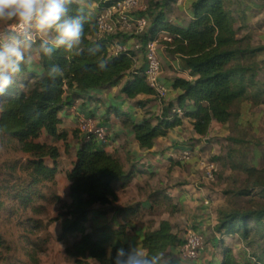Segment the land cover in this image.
Returning a JSON list of instances; mask_svg holds the SVG:
<instances>
[{
    "label": "trees",
    "instance_id": "trees-1",
    "mask_svg": "<svg viewBox=\"0 0 264 264\" xmlns=\"http://www.w3.org/2000/svg\"><path fill=\"white\" fill-rule=\"evenodd\" d=\"M116 1L74 0L70 5L71 14H79L81 10L86 14L80 54L73 55L61 48L45 56L38 50L42 38L33 37L25 56L33 55L34 62L22 65L21 75L0 95V145L15 146L25 154L24 158L0 162V220L14 218L25 230L23 237L27 238L29 232L45 226L44 218L52 217L60 224L57 237L60 240L81 231L77 241L64 246L65 254L82 264H112L117 248L134 249L119 238L130 230L129 224L140 211L134 201L113 205L116 190L153 172L149 165L135 162L128 167L115 152H109L112 133L109 142L102 143L94 137H82L75 129L73 136L78 140V147L71 166L65 170L70 203L59 210L62 198L57 191V173L61 171L62 152L58 143H67V133L61 127L62 113L79 100V110L100 124L110 126L107 121L113 114L124 127L132 130L134 140L146 151L153 149L156 139L183 126L185 119H190L191 133L195 137L206 135L212 121L223 122L228 128L227 154L221 153L226 157L224 166L232 174L242 173L243 180L242 183L231 181V187L223 191L225 197L215 208L214 227L225 237L237 235L245 246L246 257L241 259L224 238L213 239L221 245L218 264H248L250 261L264 264V164L254 165L240 152L241 148L252 144L256 109L264 104V81L258 76L264 64V58L259 59L264 45L252 44V35L240 32L247 27L249 9L242 0H191L190 18L183 26L170 19L178 0H141L143 7L128 12L134 21L147 16L143 33H138L135 27L131 31L118 28L102 31L100 15L110 10L114 20L119 18L120 11L112 9ZM3 25L0 31L4 32L7 24ZM161 34L172 38L162 41L163 50L169 48L178 53L194 77L191 80L175 77L170 88H179L177 96L167 100L158 112L148 106L154 99L149 94L155 93L142 72L148 41ZM97 43L100 51L90 54ZM116 44L123 49L114 53L111 46ZM159 54L161 57V50ZM101 59L107 61L105 70L97 68ZM52 65L62 67V78L49 79L47 70ZM109 89H116L123 98L144 108L125 109L111 101L105 105L101 119L94 117L93 110L102 106V101L92 90ZM140 95L145 96L137 99ZM177 106L182 107L181 114L172 113ZM44 132L46 137L38 140ZM174 162L182 164L180 160ZM161 195L169 196L161 189L151 192V204H161ZM97 204L122 216L123 221L87 231L89 215ZM149 211L152 213L153 209L150 207ZM154 224L153 219L147 220L139 235L140 246L149 258H156V264H168L167 253L171 247L181 245L183 231L169 218H161L156 226ZM4 243L0 233V249L5 247ZM33 252L26 250L28 255ZM0 264H6L1 252Z\"/></svg>",
    "mask_w": 264,
    "mask_h": 264
},
{
    "label": "rangeland",
    "instance_id": "rangeland-1",
    "mask_svg": "<svg viewBox=\"0 0 264 264\" xmlns=\"http://www.w3.org/2000/svg\"><path fill=\"white\" fill-rule=\"evenodd\" d=\"M242 1L244 6L249 10H247V27L243 28L240 32H249L252 35V44L264 45V0ZM190 3L191 0H182L178 6L172 8V11L174 13L176 11V14L179 11H188ZM3 26V24H0V28ZM30 35L32 38H42L41 34L36 33L35 30H32ZM116 49L119 48L116 47ZM261 58H264V51L259 55V59ZM258 76L264 81V64L260 68ZM92 92H95L102 101V106H96L93 110V115L95 114L94 117L96 118L101 119L103 111L105 110V105L112 102L125 109L139 111L144 108L142 104H135L134 101H129L125 97L123 98L117 93L116 89H109L106 91L92 90ZM143 98L142 95L137 97V99ZM167 100L169 99H163V104ZM151 107L155 109L154 103ZM255 117L256 129L253 132L254 140L251 145L241 148L240 152L249 162L260 167L264 164V104L256 109ZM108 127L110 129V134L112 133V139L134 143V139L130 132L126 130V127H124L119 120L112 119L111 125ZM69 129H73V125H70ZM224 132L226 133L220 132V129L217 128V133L214 136L211 135L206 137L207 134L205 136L206 138H204L202 135V144H199V137H195V135L191 133L190 124H186L181 128H177L175 136H166L165 139L161 137L158 138L153 150L148 151V153H141L137 157V161L140 164L145 166L150 165V169L153 173L147 174L146 177L139 176L133 181L136 183H134L130 191H119V195L123 198L126 196L132 197L133 203L138 204V209L140 210L137 215L138 222H140L141 219H153L155 222L154 226H156L159 219L169 218L178 225L181 231H183L182 236L185 235L188 227L195 225L200 226V228L204 230L205 245H208V242L213 240L210 236V230L214 227L215 208L225 197L223 191L231 187V181L235 180L238 183H242L243 180L242 173L232 174L230 169L224 166L226 157L221 155V153L225 152V154H227L228 150L225 140V136L228 133L226 124H224ZM45 134V132L41 133L37 139L43 140L46 137ZM129 135L130 138L127 139ZM176 138L179 139L180 142H176ZM182 143H184L193 154L191 159L187 161L180 160L182 164H178L174 162L177 161V159L167 157L166 154L171 150H173V152H181ZM60 144L61 146L64 145V143ZM74 144L73 142L72 145ZM130 148L133 150V154L139 153L136 146H131ZM62 152L64 153V150ZM24 157L25 154L19 149L17 150V147L12 145H0V162ZM213 157H216L215 159L217 161L219 160L220 166L214 178L211 180L213 184H208L204 181L201 162L203 161V163H206ZM65 162L68 164L69 159H65ZM59 183L61 184V180ZM155 189H161L173 195L171 197L168 196V198H164L161 195L162 203L159 205H152L149 194ZM204 194L209 196L210 200H212V205L209 208L200 202L199 196ZM59 207H61V204ZM150 207L153 209L152 213L149 211ZM53 209L54 206L51 207V213ZM53 220L52 217L44 218L45 226H43L42 229L40 228L29 232L28 239L23 237L22 234L25 230L15 223L14 218H11L10 221L0 220V233L3 234L5 239V247L0 249L4 262L6 264H82V262H76L65 254L64 246L68 242L65 238L63 240L57 238L60 233V226L58 221ZM89 224L91 226L94 225L93 217H91ZM130 236L132 238L135 236V230H130ZM120 238H122V236ZM29 249L34 250L36 259H33L32 253L30 255L26 253V250ZM170 250L175 258L179 257L178 247L173 246ZM198 259L192 261L181 259V262L175 261L174 264H196Z\"/></svg>",
    "mask_w": 264,
    "mask_h": 264
},
{
    "label": "clouds",
    "instance_id": "clouds-1",
    "mask_svg": "<svg viewBox=\"0 0 264 264\" xmlns=\"http://www.w3.org/2000/svg\"><path fill=\"white\" fill-rule=\"evenodd\" d=\"M74 0H0V24L8 28L0 33V95L14 84L15 78L22 73V65L32 64L33 57L25 56L31 48L32 30L41 34L38 50L51 56L54 50L63 49L79 55L84 37L85 12L71 14L70 5ZM97 43L90 54L100 51ZM97 68L105 70L107 61H98ZM64 70L52 65L47 70L49 79L62 78ZM112 264H156V258H149L142 249L125 250L119 247L112 257Z\"/></svg>",
    "mask_w": 264,
    "mask_h": 264
},
{
    "label": "crops",
    "instance_id": "crops-1",
    "mask_svg": "<svg viewBox=\"0 0 264 264\" xmlns=\"http://www.w3.org/2000/svg\"><path fill=\"white\" fill-rule=\"evenodd\" d=\"M181 2H182V0H178L176 2L175 6H178ZM190 14H191V8L190 7H189L188 11H179V12H177V14H176V11H175V13L172 11L170 14V19L175 24H180V25L185 26L187 24L189 18H190ZM127 43H129V42L127 41ZM161 60H162V75L164 77L165 82H167L168 87H169L168 95L166 98L173 99L177 96V91H179V88L176 89L177 91L175 89L170 88V84H171L172 80L175 77L191 80L194 77V75L191 72V70L186 67L184 60L181 58V56H178V55L177 56H168L165 53V51L162 49L161 50ZM149 96L151 98H154L152 100V102L148 105L149 108H152L151 106L154 103L155 109L159 112L161 110V108L163 107V100L159 101L158 99H156L154 94L153 95L149 94ZM112 100H113V98H112ZM86 112L90 114V112L88 110ZM114 117L115 116H113V115L110 116L109 120L107 121V123H109V125H111L112 119L116 120V118H114ZM186 124H188V125L190 124V119H185L183 126H185ZM70 125H73V129H69ZM183 126H181V127H183ZM61 127L67 133V136H66L67 144H64L63 146H61L60 143H63V142L60 141L58 143V145L60 146L61 152L64 150V153L62 152V154L60 156L61 171L57 173V191L62 198V203H61V207H59V210L65 209V207L70 203V199L67 195L68 181L66 180V177H65V170L71 166L72 161H73L74 156H75L76 149L78 147V140L76 138H74V136H73V130L76 129L75 117L72 114H70L68 111H65L62 113ZM181 127H178V128H181ZM217 128L220 129V132H222L224 134L226 133V132H224V123L223 122H213L212 121L210 130L207 133L208 135L207 134H206L207 136L203 135L204 138L211 136V135L214 136L217 133ZM126 130H128L130 132L131 136L133 137L132 130L129 127H127ZM176 130H177V128L170 131L167 134V137L175 136ZM121 132H122V130H121ZM201 136L202 135L198 136L199 137V139H198L199 144H202L201 140H203V137H201ZM129 138H130V135L128 136L127 139H129ZM112 141H113V144H112V146L108 147V151L109 152L110 151L115 152L119 157L122 158V160L126 163V165L128 167L133 162L140 164L137 161L138 160L137 157L141 153H148V151H146L144 149H140V147H138V144L135 140H133L134 143L129 142V141H125V140L120 141L118 139L117 140L112 139ZM156 141H157V139H156ZM156 141H155V144H156ZM178 141H179V139L176 138V142H178ZM73 142L75 143L74 145H72ZM131 146H136L139 153L133 154V150L130 148ZM66 147H67V149H66ZM184 148H188V147L184 143H182V149H184ZM65 149L67 151H65ZM137 150H134V151H137ZM149 151H151V150H149ZM172 152H173V150L169 151L166 154V156L171 157L170 153H172ZM65 159H69L68 164H66ZM148 167L150 169V165ZM60 180H61V184L59 183ZM134 183H136V182H132L128 187H126L124 189L118 188L116 190V200L113 202V205L130 204L127 202H131L132 197L126 196L123 198L119 195V191H121V192L125 191V190L130 191L132 186H134ZM168 195H169V197H171L173 194L171 193ZM206 197H207V195H205V194L199 196L200 202L204 204V199ZM204 206H205V204H204ZM89 216H90L89 221L87 222V226H88L87 231L94 230L98 226H101V225L106 224V223L110 224L112 226H115L120 221H123L122 216L118 217L113 211L106 208V206H101L98 204L93 207ZM91 217H93V221H94L93 226H91L89 224ZM137 218L135 219V221L133 223L129 224L130 230L132 228H133V230H135V236L132 238L130 236V230H129V231H126L125 234L122 236V238H119V240H121V242L130 243L134 249H142L140 246L139 235H141L140 234L141 230H143L145 228V226L147 224V220L141 219L140 222H138ZM141 222H143V223H141ZM214 224H215V222H214ZM59 226H60V224H59ZM80 234H81V231L79 230V231H76V232H73V233L66 235L65 239L68 243H70L72 241H77ZM224 240L227 243H230L234 246L235 252L239 255V257L241 259L246 257V255L243 252L244 245H243L241 239L237 235H234L232 237H224ZM177 247L179 250V246H177ZM142 250H144V249H142ZM220 250H221V245L219 242H215L213 240L209 241L208 245H205L204 249L202 250L201 254L199 255L200 257L197 260L196 264H218L220 261V258H221ZM178 256H179V254H178ZM32 257H33V259L35 258L34 252L32 253ZM182 260H181L180 256L178 258H175L172 255L171 250L168 251V253H167L168 264H174L175 261L181 262ZM248 264H255V263L250 261V262H248Z\"/></svg>",
    "mask_w": 264,
    "mask_h": 264
},
{
    "label": "built area",
    "instance_id": "built-area-1",
    "mask_svg": "<svg viewBox=\"0 0 264 264\" xmlns=\"http://www.w3.org/2000/svg\"><path fill=\"white\" fill-rule=\"evenodd\" d=\"M143 7L141 0H117L112 9L119 10L120 15L118 20L111 17V11L103 13L99 17V28L102 31H115L117 28L121 30L131 31L135 27L138 33H143L147 28V16L139 17L134 21L128 10L132 8ZM8 28V25L5 29ZM3 33V31H0ZM171 36L168 34H161L155 39L149 40L147 44L146 64L143 68V76L148 86L153 90L159 101L165 99L168 95L169 87L162 75V60L160 57V50L164 48L162 41H171ZM118 47L119 49H116ZM117 53L123 49L122 45L116 44L111 46ZM168 56H177L178 53L172 52L169 48L164 49ZM80 102L76 100L68 107V112L75 117L76 129L82 137L96 138L102 143H108L110 140V129L107 125L100 124L95 118L86 115L85 112L79 110ZM182 107L177 106L172 109V113L181 114ZM91 136V137H90ZM161 138L165 139L166 136ZM192 151L184 148L181 152L170 153V158L187 161L192 158ZM201 169L203 170L204 181L208 184H213L211 180L219 169V162L216 159L208 160L206 163L201 162ZM206 207H211L212 200L208 197L204 199ZM210 236L215 241L223 239L225 236L218 232L214 227L210 230ZM205 247V233L201 228L190 227L184 235V240L179 246V256L183 260H196ZM245 248V246H244ZM249 251V249L246 247Z\"/></svg>",
    "mask_w": 264,
    "mask_h": 264
}]
</instances>
